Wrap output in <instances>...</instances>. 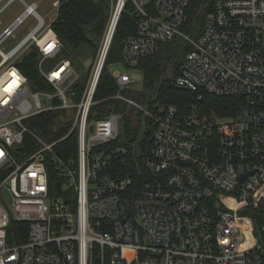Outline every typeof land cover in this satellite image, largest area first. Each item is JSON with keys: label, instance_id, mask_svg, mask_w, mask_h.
I'll list each match as a JSON object with an SVG mask.
<instances>
[{"label": "built area", "instance_id": "1", "mask_svg": "<svg viewBox=\"0 0 264 264\" xmlns=\"http://www.w3.org/2000/svg\"><path fill=\"white\" fill-rule=\"evenodd\" d=\"M14 1L0 0V16ZM18 1L24 12L0 33V264H264V0H214L197 38L182 31L189 0H113L82 88L88 70L61 57L37 3ZM129 5L137 35L123 41L119 64L137 66L181 38L190 50L172 83L198 102L237 99L232 115L195 104L186 114L176 105L147 110L127 95L130 76L111 71L118 89L108 100L134 108L139 130L144 122L151 134L138 150L121 139L123 114L90 120ZM29 17L36 26L3 48ZM34 51L41 87L20 66ZM53 113L46 136L31 126ZM131 152L139 179L106 174Z\"/></svg>", "mask_w": 264, "mask_h": 264}, {"label": "trees", "instance_id": "2", "mask_svg": "<svg viewBox=\"0 0 264 264\" xmlns=\"http://www.w3.org/2000/svg\"><path fill=\"white\" fill-rule=\"evenodd\" d=\"M113 0H60L57 19L53 22L52 28L61 40L64 48L63 55L70 59L74 66L84 67L82 59L87 51H96L98 44L103 39L111 18ZM214 0H189V6L186 11V21L182 31L191 34L194 38L200 36L203 32L205 19L208 13L213 9ZM137 35V25L133 15V9L129 5L123 12L116 33L110 48L107 60L102 71L98 88L95 94V101L99 102L91 112L90 120L105 118L111 113L123 114L125 121V131L129 135V141L137 139L139 125L136 117L141 116L134 108L119 104L116 101L108 100L118 89L117 81L111 74L109 66L116 63H124L122 54L123 41ZM190 50V46L181 38H176L171 42L164 43L160 50L154 56L141 59L137 68L144 73V90L140 93L128 92L135 102L142 105L147 110H155V107H165L176 105L181 113L186 114L188 106L195 104L202 110L203 114L208 111H215L222 116L232 115L238 109V100L232 98H218L211 95H204L202 102H198V94L176 87L172 80L181 75L185 56ZM76 52L74 55L73 53ZM74 58V56H76ZM96 55V54H95ZM37 53L34 51L22 63L21 69L27 75L30 81L37 87H41L42 80L35 70ZM88 70L79 84L82 88L87 82ZM58 113L42 115L34 120L33 128L46 136L47 131L55 125ZM66 129L57 133V136L63 135ZM151 131L146 134V143ZM76 139V136L71 138ZM69 141L67 144H71ZM140 159L135 152H131L126 159L116 162V164L106 174L111 176H123L132 174L139 179L140 170L143 171ZM50 182L55 187L59 182L57 170L49 167ZM143 177V176H141Z\"/></svg>", "mask_w": 264, "mask_h": 264}, {"label": "rangeland", "instance_id": "3", "mask_svg": "<svg viewBox=\"0 0 264 264\" xmlns=\"http://www.w3.org/2000/svg\"><path fill=\"white\" fill-rule=\"evenodd\" d=\"M24 1L28 5L33 4V3L38 4L37 11H38L39 15L41 17H43V19L45 20L46 26H49L50 24H52L56 20L58 10L53 7V2L55 0H24ZM4 4H5V2L2 4V6ZM2 6H0V7H2ZM24 10H25V5L22 2L16 0L13 3H11L6 8V10L3 12V14L0 16V22H1L0 33H2V31L6 27H8L16 19L17 16L22 14L24 12ZM111 13H112V9H111ZM35 26H36V20L33 17H29L28 19H26L25 22L23 23V25L20 26L16 30V32L14 34L15 39L13 37L10 38L8 40L7 44L4 45L3 48L12 49V47H14L21 40H23L26 37V35ZM102 44H103V39L98 44V48L96 51L85 50V52H87V54L84 56L82 61H84V63H85L87 60H90V59L94 60V57L98 56L99 50H100ZM73 54L75 55L76 52H74ZM65 56L62 54L61 57H65ZM75 57H77V55L74 56V58ZM70 60H71V58H70ZM76 69L80 72H84L83 71L84 69L81 67H76ZM109 69L112 72H117L120 74L127 73L132 80L131 91L133 93H140L144 90V73L141 70H139L137 68V66L131 65L129 67H126L125 65H121L119 63H116V64L109 66ZM123 124H124V128H125V121H123ZM147 132H148V129L143 122V124L141 125V129L138 131V136H137V139L135 141H131V142L129 141V137H128L129 135L126 133L125 129H123V131H121V139L124 140L127 144L132 145V146H134V148H138V150H140L142 148V144H143L144 140H146ZM65 187L66 186L64 185V188Z\"/></svg>", "mask_w": 264, "mask_h": 264}, {"label": "water", "instance_id": "4", "mask_svg": "<svg viewBox=\"0 0 264 264\" xmlns=\"http://www.w3.org/2000/svg\"><path fill=\"white\" fill-rule=\"evenodd\" d=\"M84 66L86 67V68H90L91 66H92V60L90 59V60H87L86 62H85V64H84ZM59 173V172H58ZM244 180V178L241 180V181H243ZM57 189H58V191L60 192L61 191V183H58L57 184ZM8 196V195H7Z\"/></svg>", "mask_w": 264, "mask_h": 264}, {"label": "crops", "instance_id": "5", "mask_svg": "<svg viewBox=\"0 0 264 264\" xmlns=\"http://www.w3.org/2000/svg\"><path fill=\"white\" fill-rule=\"evenodd\" d=\"M65 58H66V57H65ZM95 58H96V57H94V60H95ZM91 60H92V59H91ZM94 60H92V65H93V61H94ZM84 64H85V63H84ZM84 67H85V66H84ZM91 67H92V66H91ZM91 67H90V68H86V67H85V69H84L83 71H85V70H91Z\"/></svg>", "mask_w": 264, "mask_h": 264}]
</instances>
